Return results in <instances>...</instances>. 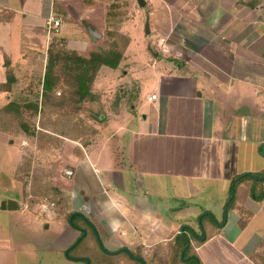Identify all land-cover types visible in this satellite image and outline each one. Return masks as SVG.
<instances>
[{
	"label": "crops",
	"instance_id": "1",
	"mask_svg": "<svg viewBox=\"0 0 264 264\" xmlns=\"http://www.w3.org/2000/svg\"><path fill=\"white\" fill-rule=\"evenodd\" d=\"M89 1L0 0V84L7 86L12 75L10 87L0 90L3 106L17 91L35 89L24 81L35 80L38 73L42 90L54 40L64 39L86 57L96 48L105 35L108 8L119 0ZM137 1L118 2L129 3L136 14L126 20L118 16L115 27L130 36L126 53L153 56L144 68L153 74L152 83L146 89L138 67L124 71L120 81L137 82L139 88L122 92L98 139L82 146L83 156L74 157L69 204L83 210L100 237L103 232L110 236V248H105L119 251L116 263L135 261L122 252L128 249L150 264L149 252L170 247L184 231L183 221L205 208L214 218L222 213L226 221L202 242L191 241L200 264H264V198L256 200L243 183L237 201L248 216L225 206L236 176L264 169V66L254 71L245 62L242 71L237 68L238 59L264 55V0L256 7H251L253 0H145L144 7ZM51 15L62 18L57 34L48 28ZM136 27L145 33L139 39L129 30ZM102 71L96 87L105 79ZM152 93L158 94L156 100L149 99ZM102 166L106 173L99 176ZM55 215L43 226L59 225L53 241L63 253L80 231L66 216ZM70 261L65 256L61 264Z\"/></svg>",
	"mask_w": 264,
	"mask_h": 264
},
{
	"label": "rangeland",
	"instance_id": "2",
	"mask_svg": "<svg viewBox=\"0 0 264 264\" xmlns=\"http://www.w3.org/2000/svg\"><path fill=\"white\" fill-rule=\"evenodd\" d=\"M122 7L123 8L120 10L117 9L120 17L122 16L125 20L135 17L134 14L136 13L131 9L129 3H124ZM109 12H114V10L112 9V11ZM37 23L39 26V22ZM28 28L33 29L32 23L28 25ZM136 29L129 28L132 33L135 31L136 38L137 36L138 39L139 36H144L145 33L142 27H139V29L136 27ZM261 31L264 34V30ZM55 33L57 34L58 31ZM101 38L103 39H99V41L95 43L96 48L108 47V44H110L108 43L110 41L108 36L103 34ZM37 40L41 41V36H38ZM118 42L120 46H122V39H119ZM41 45H43L42 42ZM36 48H41V46H36ZM129 53H126L125 58L120 63L116 72H113L114 70L109 66H103V73L100 74V76L103 79L105 76V79L111 78L115 81L104 84V79L102 82H98V87L94 84L93 94L97 96V99L93 101L87 100L80 107V116H73V114L70 113L65 115L61 110L57 111L50 109L44 114H39L33 120L31 119V122L36 124L37 129L40 130L39 132H42L39 133V135H25L19 129L18 121H14L9 116H5L6 114L4 115V113H1V109L5 103V93L0 92V204L2 200L12 198L17 200L20 206L16 211L0 210V247H3L7 242L6 248H3L4 250L0 252V264L63 263L62 260L66 256L65 252H63L64 254L59 253L55 248L57 244L53 241V239H56V231L59 229V225L58 228L52 226L49 230L44 228L43 223L52 219V216L43 210L41 207V200L44 198L51 200L54 204L53 208L56 215H53H55V217L66 216L69 212L74 211L68 201V180L71 181L70 172L74 168V157L83 156L82 146H86L88 142L93 143L98 139L100 128L105 126L106 121L111 118V114L115 112V103L119 96L121 94L123 95L122 92L139 88V83L137 82L120 81V78L125 74L124 71L130 72L133 67H138L140 70L139 75L144 79L146 89L152 83L153 74L144 68H147V63L153 56L150 55L148 57L138 58V56L135 57V52ZM42 62L45 64L46 58ZM245 62L248 63V68L252 67L254 71L259 70L260 64L262 67L264 66V55L261 54L253 59H238L237 68H239V71L244 69ZM184 65L185 64H182V67ZM183 68L190 69L192 72L198 71L194 70L189 65H185ZM106 70H110V72H107L109 73L108 75L104 73ZM195 74L200 75V73ZM40 77L41 75L38 73V75L34 77L35 80L33 79L31 81L30 78L25 79L26 81L24 82L27 86L29 82H32V85L27 88L35 87V89L23 90L21 92L37 97L41 92V90H39ZM60 91L63 90L60 89ZM18 93L20 92L17 91L16 94ZM129 104H127L128 108ZM107 117L108 119L105 120ZM205 122H208V118H205ZM78 151L81 152L79 155ZM107 161L105 163H107ZM100 169L99 176H102V174L106 173V169L104 166ZM259 172L260 171H253L245 173ZM243 183L246 185L243 189L251 195L250 188L253 184V180L247 175L237 184L236 201L237 192ZM230 189L231 185L229 187L228 197L230 196ZM227 200H229V198H227ZM227 200L225 199V203ZM238 202L239 201H237V203ZM89 207H91V205H89ZM226 208L232 209L233 207L230 206ZM82 211L83 210H81V212ZM207 211L209 210L204 208L197 218L179 220L181 223L184 220L182 228L189 238L191 237V240L202 242V239L205 238L204 233L209 236L214 229L223 225V223L220 222L218 224V221L222 217L225 219L222 213L218 215L217 220V218L211 217L210 214H206ZM224 219L220 221L223 222ZM180 235L183 237L182 229ZM7 237H9L8 240ZM109 237L110 236L104 232L101 233L100 238L102 240H100L103 245H100L96 236L89 230V234L80 245L74 249L72 254L80 256L83 255L81 253L86 254L90 252L91 256H87L89 261L87 260L86 262L97 264V260L102 259V261H99L101 264H108L109 260L113 258H111L109 254H105V252H110L105 248L103 249V247L106 246L110 248L108 245ZM199 238H201V240H199ZM177 240L179 241L180 238ZM174 245H177V241L171 244L170 247L166 245L165 249L163 247L164 245L153 248V250L149 252L153 261L150 264H175L173 258ZM56 253L59 254L56 255ZM146 253L147 252H145V254ZM138 254H140V252L135 251V255ZM137 258L140 257L137 256ZM113 260L114 262H119L116 259ZM70 262H74L73 264H86L84 261L73 260ZM126 263L137 264V261H126Z\"/></svg>",
	"mask_w": 264,
	"mask_h": 264
},
{
	"label": "trees",
	"instance_id": "3",
	"mask_svg": "<svg viewBox=\"0 0 264 264\" xmlns=\"http://www.w3.org/2000/svg\"><path fill=\"white\" fill-rule=\"evenodd\" d=\"M121 1V0H119ZM118 1V2H119ZM87 3L92 1L86 0ZM112 2L109 6V11L114 10V12H107L106 29L105 34L110 40L109 46L105 48H94L86 57L77 50L70 49L67 47L66 41L64 39L54 40L51 43L49 49V56L47 59V64L45 68V75L42 81V90L37 97H33L31 94L20 92L18 96L3 106L1 113L5 116H9L12 120L18 121L19 129L25 135H39L40 130L37 129L36 124L31 122L39 114H44L48 110H61L65 115L73 114V116H80L81 106L87 100H96L97 96L93 94L94 84L97 76L99 75L100 69L103 66H109L113 69H117L120 63L125 58V50L130 43V36L127 33H122L115 27L116 19L120 14H118L117 9L122 8V4ZM251 7H256L260 0H253ZM116 12V13H115ZM122 39V46H120L118 40ZM7 65L8 62H6ZM7 86L0 84V90L5 91L10 87V82L12 81V75H8ZM8 87V88H7ZM62 89L63 91H60ZM120 98H118L119 100ZM71 110V111H70ZM75 114V115H74ZM89 143V142H88ZM87 143V144H88ZM86 144V145H87ZM261 151L264 155V144L261 145ZM249 176L253 180L250 192L252 197L258 201H262L264 198V169L259 173H244L236 176L232 180L231 189L229 193V200L226 202V207L232 206L236 208L244 216H248L243 207H239L237 201L235 200L237 184L238 182L246 176ZM206 214H210L214 218V215L207 211ZM71 226L80 231V235L66 250L65 255L74 261H84L86 264H91L86 262L88 260L84 253L83 255H73L74 249L80 245V243L89 234V230L96 236L100 245L102 241L100 240V235L97 231L96 226L84 213L78 211H71L66 215ZM226 218L223 220L224 223ZM219 223V222H218ZM205 237L208 234L204 233ZM201 235V236H204ZM180 238L178 241L177 239ZM201 240V238H199ZM177 245L174 249V260L175 264H200L199 257L193 251V245L191 237L183 231V237L179 234L175 237ZM105 247H103L104 249ZM106 249V248H105ZM107 250V249H106ZM109 251V250H107ZM110 252V251H109ZM119 251H111L109 255L111 258L115 257ZM127 256L137 261V264H143L137 260V256L133 250H122ZM97 254V253H96ZM105 254H108L105 252ZM138 256V257H139ZM173 256V255H172ZM90 258V257H89ZM89 261V260H88ZM97 264H101L102 259L97 260ZM134 262V260H133ZM174 263V262H173ZM108 264H120L114 262V260H109Z\"/></svg>",
	"mask_w": 264,
	"mask_h": 264
},
{
	"label": "built area",
	"instance_id": "4",
	"mask_svg": "<svg viewBox=\"0 0 264 264\" xmlns=\"http://www.w3.org/2000/svg\"><path fill=\"white\" fill-rule=\"evenodd\" d=\"M47 23H48L49 31L57 32L62 25V18L57 17L55 15H51L48 18ZM157 98H158L157 93H152L149 96L150 100H156ZM53 206L54 204L51 202V200H48L47 198L41 200V207L43 208V210H45V212H48L50 216H53V214H55Z\"/></svg>",
	"mask_w": 264,
	"mask_h": 264
},
{
	"label": "water",
	"instance_id": "5",
	"mask_svg": "<svg viewBox=\"0 0 264 264\" xmlns=\"http://www.w3.org/2000/svg\"><path fill=\"white\" fill-rule=\"evenodd\" d=\"M138 5L140 7H144L146 5V1L145 0H138ZM150 29H149V24H146V33H149ZM0 208L2 210H17L19 209V203L17 200L14 199H7V200H2L1 204H0Z\"/></svg>",
	"mask_w": 264,
	"mask_h": 264
},
{
	"label": "clouds",
	"instance_id": "6",
	"mask_svg": "<svg viewBox=\"0 0 264 264\" xmlns=\"http://www.w3.org/2000/svg\"><path fill=\"white\" fill-rule=\"evenodd\" d=\"M110 227H114L112 224H110Z\"/></svg>",
	"mask_w": 264,
	"mask_h": 264
},
{
	"label": "flooded vegetation",
	"instance_id": "7",
	"mask_svg": "<svg viewBox=\"0 0 264 264\" xmlns=\"http://www.w3.org/2000/svg\"><path fill=\"white\" fill-rule=\"evenodd\" d=\"M111 252V251H110Z\"/></svg>",
	"mask_w": 264,
	"mask_h": 264
}]
</instances>
